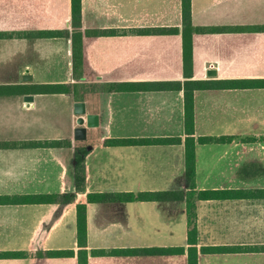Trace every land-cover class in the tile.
<instances>
[{"label": "crops", "instance_id": "obj_1", "mask_svg": "<svg viewBox=\"0 0 264 264\" xmlns=\"http://www.w3.org/2000/svg\"><path fill=\"white\" fill-rule=\"evenodd\" d=\"M80 12L75 27L72 0H0V196L74 195L73 202L0 203V251L25 253L0 264H77L76 254L42 253L77 251L81 202L87 204L89 251L185 246V200L87 202L86 194L188 189L184 89L146 85L264 79V0H190L188 77L182 0H81ZM73 40L82 62L78 77ZM25 74L32 79L23 81ZM123 83L132 86L120 89ZM75 101L98 115V125L87 128L84 140L73 138ZM193 109L195 138L233 137L195 143L196 190L238 194L194 198L198 246H264V87L194 89ZM157 137L180 141L104 142ZM42 141L71 145L38 144ZM76 146L89 148L85 191L75 186ZM181 258L186 264L185 255L177 254L89 255L88 264H180ZM198 264H264V250L200 253Z\"/></svg>", "mask_w": 264, "mask_h": 264}, {"label": "trees", "instance_id": "obj_2", "mask_svg": "<svg viewBox=\"0 0 264 264\" xmlns=\"http://www.w3.org/2000/svg\"><path fill=\"white\" fill-rule=\"evenodd\" d=\"M80 3L81 0H72V22L73 26L80 24ZM190 18V0H182V52L183 63L185 67V77H188V65L191 58V43L190 32L192 30ZM167 31L166 29H162ZM142 32L152 31L151 29L140 30ZM77 40H73V71L74 76L78 77V67L81 66V58L78 52ZM79 84L74 83L73 91L77 100L81 99L77 94ZM109 87L114 84H105ZM120 89L130 88L131 84H118ZM131 85V86H130ZM135 85V84H133ZM20 86V85H19ZM54 87L56 85H46ZM65 91L71 90V85H59ZM81 86V84H80ZM92 86V85H90ZM146 86L160 88H182L184 89V122H185V174L188 181V189L186 191H139V192H88L86 194L87 202L104 201L108 199H117L120 201H136V200H163V199H181L185 200V211L187 216V238L186 245L179 247H132V248H112V249H87V204L85 202L76 204V228H77V251L73 249L47 250L42 254L48 257H66L76 254L77 264H88L89 255L94 256H139V255H185L186 264H198L199 254L207 253H229L241 252L252 249L264 250L261 247H246L241 245H208L198 246L197 229L195 224V204L194 198L209 199L233 197L238 195L234 190H196L195 188V143H213V142H230L232 136H199L194 137V109H193V90L207 89L212 87L219 88H234V87H264V79H249V80H219L211 82L207 80H185L180 82H163L150 83ZM55 92V91H54ZM264 139V138H263ZM179 137H157V138H113L107 139L104 142L109 145H125V144H150V143H175L179 142ZM71 145L70 141H42L38 144L43 146H54L58 144ZM87 146L75 147V186L77 191H85V156L88 153ZM245 195V194H244ZM12 201L23 203H40V202H73L74 195L72 193H51V194H36V195H19V196H0V203H9ZM24 252L16 251H0V259L23 257Z\"/></svg>", "mask_w": 264, "mask_h": 264}, {"label": "water", "instance_id": "obj_3", "mask_svg": "<svg viewBox=\"0 0 264 264\" xmlns=\"http://www.w3.org/2000/svg\"><path fill=\"white\" fill-rule=\"evenodd\" d=\"M215 74V71L212 70ZM32 77L29 74L23 76V81H30ZM73 112L77 116L76 127L74 128L73 138L75 140L86 139L87 128L98 125V115L94 113H87L84 101H75L73 104Z\"/></svg>", "mask_w": 264, "mask_h": 264}, {"label": "rangeland", "instance_id": "obj_4", "mask_svg": "<svg viewBox=\"0 0 264 264\" xmlns=\"http://www.w3.org/2000/svg\"><path fill=\"white\" fill-rule=\"evenodd\" d=\"M5 56H6V60H8V59L10 60V56H7V55H5ZM4 59H5V58L3 57L2 60H4ZM6 60H5V61H6ZM58 68H59V67H58ZM59 69H60V68H59ZM41 73H45V71L42 70ZM41 73L37 71L36 79H41L40 76L43 75V74H41ZM40 74H41V75H40ZM89 132H91V129H89ZM181 242H182V241H181ZM105 264H109V262H107V263H105ZM111 264H115V263H111ZM174 264H175V261H174ZM180 264H184L182 258H181V260H180Z\"/></svg>", "mask_w": 264, "mask_h": 264}]
</instances>
